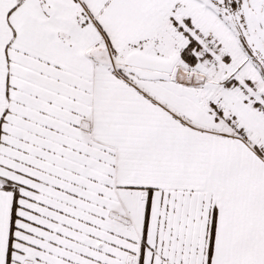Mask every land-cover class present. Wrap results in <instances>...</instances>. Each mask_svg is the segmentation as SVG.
I'll return each instance as SVG.
<instances>
[{
  "label": "snow or ice",
  "instance_id": "obj_1",
  "mask_svg": "<svg viewBox=\"0 0 264 264\" xmlns=\"http://www.w3.org/2000/svg\"><path fill=\"white\" fill-rule=\"evenodd\" d=\"M0 264H264V0H0Z\"/></svg>",
  "mask_w": 264,
  "mask_h": 264
}]
</instances>
